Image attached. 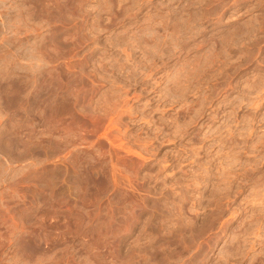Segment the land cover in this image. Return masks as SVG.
I'll use <instances>...</instances> for the list:
<instances>
[{"label":"rangeland","instance_id":"1","mask_svg":"<svg viewBox=\"0 0 264 264\" xmlns=\"http://www.w3.org/2000/svg\"><path fill=\"white\" fill-rule=\"evenodd\" d=\"M0 264H264V0H0Z\"/></svg>","mask_w":264,"mask_h":264}]
</instances>
